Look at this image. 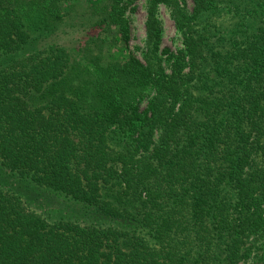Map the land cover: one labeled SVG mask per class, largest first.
<instances>
[{"label":"trees","instance_id":"obj_1","mask_svg":"<svg viewBox=\"0 0 264 264\" xmlns=\"http://www.w3.org/2000/svg\"><path fill=\"white\" fill-rule=\"evenodd\" d=\"M64 1L0 0V264H264V0H149L142 59L93 0L110 55L23 52Z\"/></svg>","mask_w":264,"mask_h":264},{"label":"rangeland","instance_id":"obj_2","mask_svg":"<svg viewBox=\"0 0 264 264\" xmlns=\"http://www.w3.org/2000/svg\"><path fill=\"white\" fill-rule=\"evenodd\" d=\"M98 1V0H97ZM182 4L191 9V0H181ZM93 0H67L62 2V19L52 24L41 23L42 30L34 31L29 45L23 50L28 52L34 47L40 50L48 49L58 44L64 46L73 58V61L82 66L92 51L100 50L101 44L103 51L110 55L111 35L100 28L97 30L94 25L99 21L96 12V5ZM149 0H132L129 3L125 17L130 26V38L128 50L133 52L139 59L145 52L146 43V19ZM162 27V48L169 52L176 53L182 48V40L175 23L171 16V11L165 5L159 8L158 14ZM98 44L96 43V41ZM165 56V55H164Z\"/></svg>","mask_w":264,"mask_h":264}]
</instances>
